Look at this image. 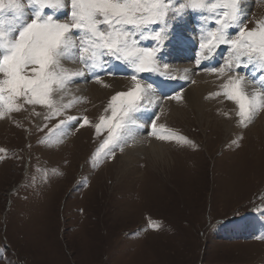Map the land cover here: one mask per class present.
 Wrapping results in <instances>:
<instances>
[{
  "label": "rangeland",
  "instance_id": "1",
  "mask_svg": "<svg viewBox=\"0 0 264 264\" xmlns=\"http://www.w3.org/2000/svg\"><path fill=\"white\" fill-rule=\"evenodd\" d=\"M24 2L26 18L34 9ZM65 2L68 7L60 9V14L48 11L67 20L64 13H70V0ZM186 2L172 0V6L177 8ZM204 2L210 6L217 0ZM248 3L245 8L241 1V7L246 13L245 24L251 29L264 20V0ZM225 11L230 9L186 10L182 20L170 21L178 26L157 52L160 71L136 74L142 86L150 83L154 90L158 81L173 86L172 90L163 88L154 106L143 99L142 106L129 114L141 110L149 115L147 123L142 124L143 136L165 146L162 167L158 162L161 157L149 153L133 157L136 159L130 160L129 166L126 163V168L122 166L121 157L129 143L122 139V129L114 155L106 149L96 155L108 132L97 134L94 125L101 115L110 116L104 109L112 95L134 87V69L128 63L117 61L123 64L120 71L114 68L115 61L108 59L101 75L88 80L91 84L97 78L118 79L124 83L119 90L98 100L89 94L79 96L76 104L63 108L62 115L51 119L45 117L52 109L23 104L22 99L15 101L23 104L21 110L0 118V149L5 150L0 153V264H264V133L247 132L256 121L264 119V115L259 116L264 108L245 128L238 124L233 101L222 94L210 97V93H222L221 84L229 75L237 74L212 71L223 67L228 59L226 47L196 63L200 39L215 30L214 20ZM12 19L11 12L0 13V28L6 35L13 34L11 29L24 22L21 19L13 25ZM238 28L234 25L228 31L234 34ZM181 30H186L189 38L186 43L190 53H185L189 57L186 59L179 50L177 53L183 56L173 60L168 55L175 48L167 43L178 44L175 36ZM73 39L78 41L79 34ZM137 39L140 46H155L151 39ZM66 57L82 65L76 50H70ZM165 63L167 75L162 74ZM186 63L195 78L208 76L218 82L207 95L217 100L205 107L213 108V112L196 113L197 118L191 114L182 120L170 116L169 106L164 104L183 102L182 97H172L193 86L194 79L179 81L175 72L174 65ZM253 73V66L238 70L247 84L262 91L260 73ZM72 82L68 84L76 85ZM103 83H99L101 88ZM56 92L52 93L53 104L62 108L67 103L55 101ZM69 116L75 119L69 120ZM85 117L87 124L83 123ZM153 122L157 129L163 126V132L170 133L171 138L154 137ZM221 122L227 123L230 130ZM150 162L156 165L150 167Z\"/></svg>",
  "mask_w": 264,
  "mask_h": 264
},
{
  "label": "snow or ice",
  "instance_id": "2",
  "mask_svg": "<svg viewBox=\"0 0 264 264\" xmlns=\"http://www.w3.org/2000/svg\"><path fill=\"white\" fill-rule=\"evenodd\" d=\"M26 2L28 8L34 11L25 18L24 0H0V13L8 11L13 14L10 23L15 25L24 20L11 29L13 34L6 35L0 28V48L3 49L0 53V118L6 113L19 112L23 104L52 109L45 119L62 115L63 108L72 105L55 107L51 98L53 92L66 88L74 78L85 76L90 69L103 68L108 59L125 62L133 66L134 87L112 95L104 109L105 113L110 112V116L101 115L94 125L97 134L108 132L97 150V157L103 149L114 155V149L121 140L119 130L125 127V118L136 112L142 106L141 101L152 92V84L142 86L136 74L160 71L157 52L170 32L178 26L170 24V21L182 20L186 10L211 12L221 7L230 11L216 18L215 30H209L200 39V55L196 63L199 65L202 58L210 57L223 46L229 50V57L223 67L212 71L220 75L237 74L228 76L227 82L221 85L222 93H210V97L222 94L233 101L237 106L235 115L238 124L245 128L264 108V90L250 96L242 87L244 76L238 74L239 69L253 66V74L260 73V86L264 89V20L257 21L251 29L247 28L241 0H217L210 6L204 0H187L177 8H173L172 0H70V13H64L69 18L63 21L48 10L66 9L65 0ZM153 25L156 27L150 29ZM234 25H239V28L233 34L228 29ZM75 34H79L78 41L73 39ZM137 37L151 39L155 41V46H140ZM70 50H76L78 62L83 68L69 71L62 66V60ZM163 69L162 74L167 75V63ZM172 98L180 99V96L177 94ZM17 99H22L23 104L15 103ZM68 119L75 118L69 116ZM83 123H88L86 117ZM152 129V135L159 140L171 138L170 133L163 132V126L157 129L155 122ZM4 151L0 149V153Z\"/></svg>",
  "mask_w": 264,
  "mask_h": 264
},
{
  "label": "bare ground",
  "instance_id": "3",
  "mask_svg": "<svg viewBox=\"0 0 264 264\" xmlns=\"http://www.w3.org/2000/svg\"><path fill=\"white\" fill-rule=\"evenodd\" d=\"M241 1H242L243 7L248 8V6H249L248 0H241ZM53 12L60 14V12H62V11L61 10H53ZM184 31H186V30H184ZM184 31L181 30L180 31L181 33L179 32L175 36V39L179 40V41H177L178 44L174 45L173 41H170L167 43V44H169L168 45L169 48H171V49L175 48L170 52V54L168 55V58H172L174 60L176 57L178 58L179 56H183V55H180L177 53V51L179 52V50H183L182 52L184 54L190 53V50H188L189 43H188V45L186 43L189 40V38L186 39L187 33ZM190 32H191V30H190ZM190 32H189V35H190ZM189 37L191 38V36H189ZM183 39H185V40H183ZM178 46L179 47L183 46V47H182V49H180V48H178ZM168 51L169 50H167V48H166V52H168ZM68 55H69V53L67 54V56ZM185 56H186V59L189 57L186 54L184 55V57ZM67 59H69V58L66 57L65 60H62V66L69 71H74V70H77V69L84 67L82 65H79L75 59H70L71 61H69ZM112 62H114L113 66L115 69L120 70V71H122L124 69L123 64L119 65V63L116 60H113ZM115 63H118V64L115 65ZM188 64L186 63L185 65H177V66L174 65V68L176 69L175 72L178 76V79L180 77L179 81L182 80V82H183L184 80H188L191 77L192 79L195 80L193 86L188 87L186 90L178 93L179 96L182 97L183 102L177 104V103H173L171 101V103L166 102V103H168L167 105H166V103L164 104L165 105L164 107L169 106L168 108L171 112V114H169L170 116H176V117L181 118L182 120L189 118L191 114L195 115L196 113L197 114L200 113L201 115L202 114L207 115L208 112L209 113L213 112L212 111L213 108L211 110H209L208 108H207V110H205V107H208L211 104H215L216 100H217V99L208 98L209 96H207V95H208V93H210L213 90V88H214L213 83L215 82V84H217L218 82L217 83H216V81L212 82L211 79L208 78V76H206V74H203L206 77H204L202 75H200V76L198 75V77L195 78L191 74L192 72H191V69L189 68ZM110 69L113 70V68H110ZM101 71H102V69L99 67L94 68V69H90L86 72L85 76L74 78L72 80L73 81L72 83L76 82V85L70 86L68 84L67 85L68 88L66 86V88H64L62 90H58L56 92V96H55L56 100L55 101H58V103H60V104L71 103V105H72V103L78 102L77 99L85 96V94H87V95L89 94V95H91V97H93V99L98 100L100 97H104L105 95H108V93L111 91L115 92V90L116 91L119 90V88L121 87L120 85L124 84V83H122L123 81H120L118 79H112V78L108 79V77L107 78H101V79L99 78L97 80H92L93 83L88 84V80H90L91 77H97V75H101ZM151 78H153V77H151ZM102 81H105V83H106V84L103 83V84H105V86L103 85L104 86L103 88H101V86L99 85V83ZM217 81H218V79H217ZM160 83L161 82H155L154 83L155 90H154V88H152V92L150 94L146 95L144 98V100L151 102L153 104V106H154L155 102L157 103L156 97L160 98V92L163 90V88H165V87H167V89L170 88L169 85H161ZM144 86H146V85H144ZM172 87L170 88V90L173 89ZM242 87L245 89V91L250 96L253 95L255 92H258L256 90V88H254L252 86V84L251 85L247 84L246 80L243 82ZM158 91H159V93H157ZM163 92H165V91H163ZM161 94H163V93H161ZM74 104H76V103H74ZM74 110H76V108ZM144 110H146V109H144ZM166 110H167V108H166ZM166 110H165V112H166ZM76 111H78V110H76ZM196 115H195V117L197 118ZM263 115H264V111H262V115H259V116H263ZM148 116L149 115L142 113L140 110V112H138L137 114L130 116L128 118L129 122H127L125 127L122 129L123 130L122 131L123 132L122 139H124V141H126V142H129L128 146L124 149V152H125L124 155L121 157V158H123L121 160V165L124 166L125 168H126V163H127V166H129L128 165L129 162H132L130 160H133V162H134V160L136 158L134 159L133 157H138L141 154H146V153L153 155L155 158L160 156L161 158H160V161H158V162L161 163L160 164L161 167H162L163 161H166V158H165L166 156L164 157V154H166V153L164 152V149H163L165 146L163 144H160L158 142L153 141V139H149V138H146L143 136L144 130H143L142 124L147 123ZM261 119H263V118H260V120L256 121V123H254L252 127L250 126L251 128L249 130H247V132L249 131V133L252 132V133H257V134H259L261 132L264 133V130L262 128V125H264V123H262V122H264V119L262 120L261 123H259L261 121ZM226 124L227 123H225V122H221V126H224V128L230 130L228 128L229 125L227 124L228 125L227 126ZM142 130H143V132H142ZM83 131H85V129L80 130V132H83ZM153 162H155V161H153ZM153 162H150L151 163V165L149 164L150 167L153 166L154 164L156 165V163H153ZM123 170L125 171L127 169H123Z\"/></svg>",
  "mask_w": 264,
  "mask_h": 264
}]
</instances>
